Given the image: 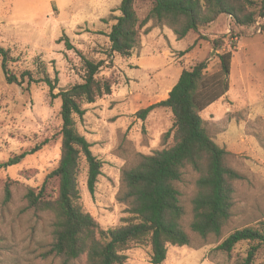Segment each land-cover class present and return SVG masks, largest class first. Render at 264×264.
Instances as JSON below:
<instances>
[{
  "label": "rangeland",
  "instance_id": "obj_1",
  "mask_svg": "<svg viewBox=\"0 0 264 264\" xmlns=\"http://www.w3.org/2000/svg\"><path fill=\"white\" fill-rule=\"evenodd\" d=\"M117 2L122 0H0V47L11 51L9 69L17 76L31 71L35 79L47 73L53 81L58 80L52 92L44 83L9 85L0 57V165L47 143L20 165L0 171V264H66L47 256L52 216L30 210L25 195L29 188L40 187L58 166L62 127L58 95L83 83L81 55L108 61L112 15H120ZM151 7L149 0L137 1L140 20L148 16ZM263 25L264 18H258L253 27H238L231 17L222 16L178 42L168 29L171 45L180 47L176 55L157 41L135 51L130 59L116 56L106 62L100 77L115 80L112 95L87 105L86 115L78 120L80 132L103 163L94 194L88 191L86 171L80 176L83 206L104 229L119 227L128 217L127 205L119 200L123 169L141 155H153L173 145L172 136L164 138L173 124L168 109L157 108L144 121L136 114L165 100L183 69L205 61L209 74L219 71V55L236 45L228 94L201 114L209 136L229 153L230 166L242 176L234 186L232 215L221 241L194 237L192 247H170L163 264H244L252 247L249 243L238 244L230 255L217 247L237 230L264 225ZM63 36L73 49L61 41ZM218 39L224 41L221 50L214 45ZM196 180L197 174L190 170L180 185L187 205ZM10 182L12 196L6 203L5 188ZM47 188L48 194L57 190L58 180L52 179ZM127 255V264H150L149 248L133 247ZM262 263L264 246H260L254 264Z\"/></svg>",
  "mask_w": 264,
  "mask_h": 264
},
{
  "label": "trees",
  "instance_id": "obj_2",
  "mask_svg": "<svg viewBox=\"0 0 264 264\" xmlns=\"http://www.w3.org/2000/svg\"><path fill=\"white\" fill-rule=\"evenodd\" d=\"M137 1L122 0L117 9L120 16L112 15L114 24L107 35L108 61L81 55L85 69L83 83L59 93L62 127L58 166L40 187L29 188L25 195L30 210L52 216V243L47 256L60 258L66 264H127V252L133 247L149 248L150 264H163L170 247H192L194 237L202 240L215 237L219 242L232 215L235 183L242 179L230 166L229 153L209 136L201 116L230 90L228 78L237 51L236 45H232L231 51L219 55V71L209 74L205 61L183 69L166 100L136 114L144 121L157 108L168 109L173 124L164 138L172 136L173 145L153 155H141L134 164L123 169L119 200L128 207L123 225L104 229L85 210L80 176L85 170L88 191L94 194L103 163L80 132L78 120L86 115L87 105L112 95L115 80L100 77L106 62L116 56L130 59L141 45L142 35L155 26L168 28L178 41H184L222 16L231 17L236 26L246 28L253 27L258 18H264V0H149L151 10L140 20ZM61 41H65L69 50L74 48L68 37L63 36ZM214 45L221 50L223 39L214 41ZM0 57L9 85L22 86L27 81L28 86L44 83L51 92L56 89L58 80L53 81L47 73L38 79L31 71H24L20 76L12 73L9 49L0 47ZM46 144L11 157L0 165V171L20 165ZM190 170L197 174V180L195 193L187 205L180 185ZM52 179L58 180V188L48 194L47 186ZM11 185L12 182L7 183L5 188L6 203L12 196ZM243 242L252 245L244 264H254L260 246H264V225L233 232L217 250L230 255Z\"/></svg>",
  "mask_w": 264,
  "mask_h": 264
},
{
  "label": "crops",
  "instance_id": "obj_3",
  "mask_svg": "<svg viewBox=\"0 0 264 264\" xmlns=\"http://www.w3.org/2000/svg\"><path fill=\"white\" fill-rule=\"evenodd\" d=\"M117 4V6L119 7L120 6V3H116ZM116 16V15H115ZM118 16H120V15H118ZM173 38H175V40L178 42V40H177V37L176 36H174ZM172 39V37H171V35H170V33H169V31H168V28H160V27H153L152 28V30L148 33V34H146V35H144V36H142V40H141V45L139 46V48H137V49H135L134 50V52L136 51H140L141 49H143V48H145V47H147V46H150L151 44H153L154 42H157V41H159V42H161V47H165V46H167V47H169V49H170V51H171V53H172V56H175L176 55V50L177 49H179L180 47H173L172 45H171V40ZM182 48V47H181ZM133 52V53H134ZM172 89H170V91H171ZM169 91V92H170ZM169 92L167 93L168 95H169ZM228 94V93H227ZM167 98H168V96H167ZM166 97H165V100L167 99ZM164 101V100H163Z\"/></svg>",
  "mask_w": 264,
  "mask_h": 264
}]
</instances>
